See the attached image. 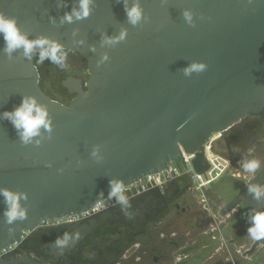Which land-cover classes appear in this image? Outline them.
I'll return each mask as SVG.
<instances>
[{"label":"water","instance_id":"1","mask_svg":"<svg viewBox=\"0 0 264 264\" xmlns=\"http://www.w3.org/2000/svg\"><path fill=\"white\" fill-rule=\"evenodd\" d=\"M76 2L0 0V12L16 17L29 38L43 34L86 57L89 75L86 91L76 85L71 103L61 104L42 91L34 56L29 61L14 53L8 60L0 36V187L28 195L22 201L28 217L13 225L5 223L0 196V250L41 222L80 214L105 199L111 178L129 185L177 161L182 150L196 151L193 165L204 172L209 136L264 112V0H141L151 19L143 28L127 23L123 0H96L89 18L60 26ZM184 9L195 13V27L183 19ZM121 26L128 28L127 39L101 48V33L117 35ZM74 28L80 30L75 37ZM102 52L110 59L97 67ZM192 61L206 63L207 70L185 77L180 69ZM23 95L36 96L53 119L52 139L38 147L22 146L2 118ZM95 145L99 163L91 156ZM251 185L262 189L264 167L228 207L243 204L250 216L264 211V198L254 199ZM257 242L264 245V239Z\"/></svg>","mask_w":264,"mask_h":264},{"label":"flooded vegetation","instance_id":"2","mask_svg":"<svg viewBox=\"0 0 264 264\" xmlns=\"http://www.w3.org/2000/svg\"><path fill=\"white\" fill-rule=\"evenodd\" d=\"M67 51L64 68L47 60L41 64L34 56L42 91L64 105L76 96V85L86 91L89 78L86 57ZM217 145L233 164L263 159V168L264 112L247 114ZM196 195L187 185L171 186L128 201L131 207L123 211L119 204L77 222H41L35 230L25 231L17 246L0 255V264H264V245L248 235L246 213L250 215L244 205L228 207L234 198L213 205L209 196L200 198L199 204ZM181 201L186 205L181 206ZM188 213L192 218L182 220ZM235 215L241 220L234 224ZM65 233L72 238L68 245L54 247L56 238Z\"/></svg>","mask_w":264,"mask_h":264},{"label":"clouds","instance_id":"3","mask_svg":"<svg viewBox=\"0 0 264 264\" xmlns=\"http://www.w3.org/2000/svg\"><path fill=\"white\" fill-rule=\"evenodd\" d=\"M124 9L127 16V23L133 27H140L151 22L148 15L145 14L142 7L141 0H123ZM96 5V0H77L71 8V11H67L60 17L59 25L62 26L65 23L73 24L77 21H83L91 16ZM67 7V5L57 4V7ZM195 13L190 9H184L182 11V17L185 22L195 27L193 20ZM203 18V17H201ZM50 22L56 25V18L49 17ZM79 28H74L71 35L75 37L79 33ZM0 36L3 37L4 47L3 53L8 60H12L14 53H18L19 56L31 60L33 56H38L39 63L43 64L45 60L54 64L60 68L66 66L68 58V51L65 46L58 40L52 39L46 35H38L35 38H29L30 33L22 30L18 24V20L14 16H8L3 12H0ZM128 36V28L121 26L117 35L109 36L106 32L101 33L100 47H115L116 45L124 42ZM74 44L83 45L84 40L73 41ZM89 50L96 52V46L90 45ZM110 57L108 52H102L100 58L97 61V67H100L105 62L109 61ZM208 65L204 62L192 61L187 64L186 67L180 69L185 77H191L193 73L199 75L207 70ZM3 119L9 120L17 131L19 141L22 146L35 145L40 146L44 140H51L54 129L53 119L50 115L47 105L39 102L34 95H23L21 103L14 107L12 111H5L2 114ZM45 133L47 135L45 136ZM100 146L95 145L91 151V156L97 163L103 160V157L98 155ZM251 151V150H250ZM51 167V163L46 165ZM260 167V162L256 159H252L243 163V168L246 172L255 173ZM63 172V169H60ZM249 194L253 195L254 199L260 200L264 198V189H261L257 185H251L248 188ZM118 193H122L121 182L116 178L109 180V196H115L117 202L122 204V211L126 207H131L126 197L123 194L117 196ZM0 196L3 197L5 209L3 216L7 225H13L16 221H24L28 217V207L22 204V201H28V195L26 192L19 190H12L7 187H0ZM125 215H128L131 219V214L125 211ZM14 229L9 228L11 233ZM248 235L253 240L264 239V211H256L250 216V226L248 228ZM78 238V237H76ZM72 239L65 233L64 237H57L53 242V246L62 249L66 247L69 240Z\"/></svg>","mask_w":264,"mask_h":264},{"label":"built area","instance_id":"4","mask_svg":"<svg viewBox=\"0 0 264 264\" xmlns=\"http://www.w3.org/2000/svg\"><path fill=\"white\" fill-rule=\"evenodd\" d=\"M228 130L214 132L204 142L203 154L205 157V162L208 165L204 172H197L193 165V160L195 159L197 152L195 151L193 153H189L182 150V156L177 157L178 163L177 161H171L161 171L150 173L129 185L121 187L122 193H118L117 196L123 194L127 201H131L145 193H160L171 186L182 187L187 185L189 189L194 190L197 194H199L202 199L206 198L205 191L209 189L216 181L228 175L233 165V162L229 157L224 156L216 151L217 142ZM182 158L184 159L185 163L183 162ZM119 204L121 203L117 202V198L115 196H108L103 200H99L92 207L80 214L55 220H82L96 213L99 214L104 210H109ZM25 231H23V233ZM18 243L19 242H16L5 247L4 249H1L0 255L12 250L15 246H17Z\"/></svg>","mask_w":264,"mask_h":264},{"label":"rangeland","instance_id":"5","mask_svg":"<svg viewBox=\"0 0 264 264\" xmlns=\"http://www.w3.org/2000/svg\"><path fill=\"white\" fill-rule=\"evenodd\" d=\"M216 151L224 156H226V153L223 151L220 145H216ZM261 161L259 169L255 172H246L243 168V163L246 161H238L237 163H234L232 165L231 171H230V178L227 176L222 177L220 180L216 181L209 189L205 191L206 196L210 197L212 204H226L229 200L233 199L236 194L241 192L243 189L246 188L249 181H251L257 172L262 167L263 159H259ZM258 160V161H259ZM259 161V162H260ZM239 175V176H238ZM174 189V188H173ZM197 194V193H196ZM197 201L200 204V195L197 194ZM186 204L181 201V206H185ZM212 205V206H213ZM199 211H202L199 209ZM198 213V212H197ZM242 215V214H240ZM247 221L250 224V217L246 213ZM192 218L191 214L188 213L184 217L182 216V220H190ZM241 220L240 217L234 216L233 221L239 222ZM130 264H133L130 263Z\"/></svg>","mask_w":264,"mask_h":264},{"label":"trees","instance_id":"6","mask_svg":"<svg viewBox=\"0 0 264 264\" xmlns=\"http://www.w3.org/2000/svg\"><path fill=\"white\" fill-rule=\"evenodd\" d=\"M50 98V97H49Z\"/></svg>","mask_w":264,"mask_h":264}]
</instances>
